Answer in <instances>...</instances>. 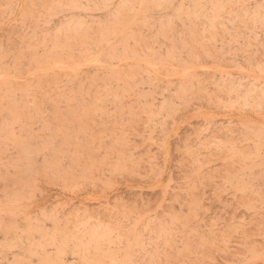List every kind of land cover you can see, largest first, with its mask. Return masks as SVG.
Segmentation results:
<instances>
[{"label":"rangeland","instance_id":"obj_1","mask_svg":"<svg viewBox=\"0 0 264 264\" xmlns=\"http://www.w3.org/2000/svg\"><path fill=\"white\" fill-rule=\"evenodd\" d=\"M0 264H264V0H0Z\"/></svg>","mask_w":264,"mask_h":264}]
</instances>
